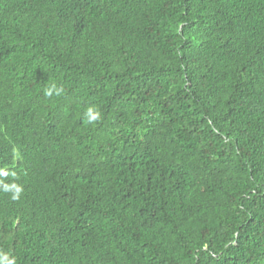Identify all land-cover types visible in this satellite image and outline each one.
Masks as SVG:
<instances>
[{
    "label": "trees",
    "instance_id": "1",
    "mask_svg": "<svg viewBox=\"0 0 264 264\" xmlns=\"http://www.w3.org/2000/svg\"><path fill=\"white\" fill-rule=\"evenodd\" d=\"M0 264H264V0H0Z\"/></svg>",
    "mask_w": 264,
    "mask_h": 264
},
{
    "label": "clouds",
    "instance_id": "2",
    "mask_svg": "<svg viewBox=\"0 0 264 264\" xmlns=\"http://www.w3.org/2000/svg\"><path fill=\"white\" fill-rule=\"evenodd\" d=\"M46 94H48V95H51L52 93H51V91H48ZM90 111V117H91V119L92 120H95V119H97L98 118V113H96V114H92V110H89Z\"/></svg>",
    "mask_w": 264,
    "mask_h": 264
}]
</instances>
